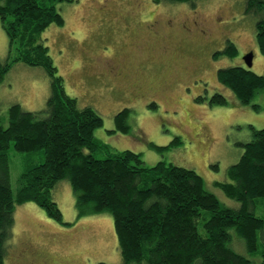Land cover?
<instances>
[{
    "label": "rangeland",
    "instance_id": "rangeland-1",
    "mask_svg": "<svg viewBox=\"0 0 264 264\" xmlns=\"http://www.w3.org/2000/svg\"><path fill=\"white\" fill-rule=\"evenodd\" d=\"M71 1L57 4L64 27L51 25L42 39L66 93L80 108L92 107L102 116L104 125L96 130V138L113 152L141 154L148 167L163 161L195 170L222 205L238 209L240 204L215 183L230 182L228 169L240 160L243 144L251 141V126L264 128V91L251 105L242 106L218 82L217 72L247 68L244 58L253 52L251 70L264 76V56L256 40L261 16L246 13L247 0H200L195 9L155 0ZM228 41L236 45L238 55L215 60ZM9 53L0 19V62H6ZM16 53L14 49L13 57ZM215 94L226 97L229 105L211 106ZM49 96L50 78L43 68L14 64L0 84V124L8 127L13 105L38 112ZM124 109L131 110L130 133L110 134L116 114ZM152 144L167 148L157 151ZM8 154L16 194L27 154L13 146ZM96 157L103 159L106 153ZM44 158L43 152L28 157L36 163ZM52 194L64 223L48 217L35 203L18 206L4 264H123L110 214L78 218L68 181L58 183ZM253 212L264 218V198L256 201ZM202 213L199 230L205 233L210 213ZM230 233L233 250L252 264H264V231L258 233L260 253L255 256L247 253L235 230Z\"/></svg>",
    "mask_w": 264,
    "mask_h": 264
},
{
    "label": "trees",
    "instance_id": "trees-1",
    "mask_svg": "<svg viewBox=\"0 0 264 264\" xmlns=\"http://www.w3.org/2000/svg\"><path fill=\"white\" fill-rule=\"evenodd\" d=\"M64 1L72 2L0 0V19L10 41L8 60L0 62V84L19 62L43 68L50 78L45 109L30 112L15 104L8 112V127L0 124V264L5 263L18 206L35 203L48 217L64 223L52 194L61 181H68L76 196L78 218L105 213L113 217L123 264H252L233 250L230 231H236L250 256L260 253L258 233L264 231V218L257 217L253 208L264 198V128L251 126V141L243 144L240 160L228 169L230 182L215 183L240 204L238 209L222 205L195 170L163 161L148 167L141 154L113 152L95 135L104 125L102 116L92 107L80 108L77 99L66 93L64 79L42 39L51 25L64 27L57 8ZM198 1L155 0L187 4L192 9ZM246 13L261 16L256 23V40L264 56V0H247ZM237 55L236 45L228 41L214 58ZM217 80L242 106L251 105L264 91V76L248 67L220 69ZM209 104L227 106L229 101L215 94ZM253 107L258 111L259 106ZM130 114V109L118 112L110 134L128 135ZM12 146L27 154L16 194L10 182L8 151ZM151 146L157 151L167 148ZM38 152L44 153L43 162L28 159ZM99 153H106V157H96ZM204 211L210 213L203 224L205 233L199 230ZM261 255L264 258V251Z\"/></svg>",
    "mask_w": 264,
    "mask_h": 264
},
{
    "label": "water",
    "instance_id": "water-1",
    "mask_svg": "<svg viewBox=\"0 0 264 264\" xmlns=\"http://www.w3.org/2000/svg\"><path fill=\"white\" fill-rule=\"evenodd\" d=\"M244 60H245V63H246V65H247V67H248L249 69H251V68L253 67L254 53H253V52H249V53L245 56Z\"/></svg>",
    "mask_w": 264,
    "mask_h": 264
}]
</instances>
